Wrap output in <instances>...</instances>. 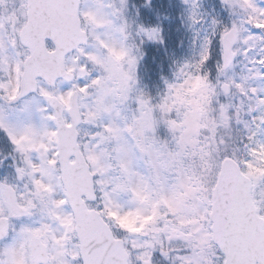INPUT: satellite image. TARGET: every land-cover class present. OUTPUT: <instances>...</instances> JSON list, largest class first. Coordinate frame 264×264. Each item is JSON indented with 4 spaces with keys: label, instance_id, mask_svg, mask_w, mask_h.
Masks as SVG:
<instances>
[{
    "label": "snow or ice",
    "instance_id": "obj_1",
    "mask_svg": "<svg viewBox=\"0 0 264 264\" xmlns=\"http://www.w3.org/2000/svg\"><path fill=\"white\" fill-rule=\"evenodd\" d=\"M191 9L153 93L128 0H0V264H264V0Z\"/></svg>",
    "mask_w": 264,
    "mask_h": 264
},
{
    "label": "rangeland",
    "instance_id": "obj_2",
    "mask_svg": "<svg viewBox=\"0 0 264 264\" xmlns=\"http://www.w3.org/2000/svg\"><path fill=\"white\" fill-rule=\"evenodd\" d=\"M172 2L178 9H180V12H182L185 15L184 22L182 25V34L183 39L178 38L176 43L171 45L172 49H175L178 60L174 62L170 74H167L163 76L161 79H159L160 83H157L155 90L156 92L162 91L165 87L164 81L165 80H172L174 78V73L176 71V67L178 64H182L187 60H190L193 55L195 54V47H194V39H195V30L192 25L191 21V0H189V3H185V0H169ZM204 9H206V12L203 11L200 15L203 18V20L210 22L211 18L217 16L219 14V0H203ZM206 18V19H205ZM203 27V25L196 26V29ZM180 33V32H179ZM182 41V43H181ZM153 41L147 40V44L151 45ZM181 43V45H180ZM160 45L162 48L163 43L160 42ZM161 57V56H159ZM172 58V55H170ZM144 55L142 56L141 61L143 60ZM170 59V58H169ZM163 60H165L163 58ZM162 61V60H161ZM160 64V62H159ZM164 70V69H163ZM161 73V70L159 71ZM146 87V86H145ZM148 89V87H146Z\"/></svg>",
    "mask_w": 264,
    "mask_h": 264
}]
</instances>
